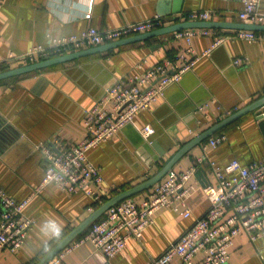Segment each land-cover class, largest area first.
<instances>
[{"label":"crops","instance_id":"crops-1","mask_svg":"<svg viewBox=\"0 0 264 264\" xmlns=\"http://www.w3.org/2000/svg\"><path fill=\"white\" fill-rule=\"evenodd\" d=\"M1 1L0 71L23 65L7 61L10 55L24 53L37 44L46 46L52 38L81 34L91 26L106 30L155 15L178 22L181 14L194 10L213 11L216 14L212 20L240 22L238 13L243 5L242 0ZM90 9L92 16L87 18ZM259 11L264 13V0H260ZM215 29L216 35L198 33L192 40L191 53L186 52L184 38L170 33L0 80V186L18 200L34 193L24 210L36 219L24 246L16 252H0V264L37 263L90 213L92 199L84 191L68 193L50 183L35 192L45 175L44 156L37 144L55 136L67 145L83 139L87 133L86 111L123 78L143 73L180 52L186 53L189 60L199 56L181 80L169 84L154 104L137 113L113 137L88 150V159L104 176L108 197L144 181L183 141L264 95V39L248 41L233 36L238 29ZM219 37L224 40L213 46ZM210 47L211 51L204 54ZM239 58L246 61L235 63ZM148 124L155 129L150 143L142 134ZM220 132L227 135L226 140L208 153L218 164L225 166L237 158L247 165L263 157L264 106ZM183 137L164 158L155 160L162 149L167 150ZM200 153L198 145L173 169H187ZM203 167L213 180L208 167ZM193 181L203 186L197 176ZM148 190L131 198L141 202ZM188 203L192 207L190 217L169 208L159 209L143 237L130 238L126 247L110 258L89 241L68 252L65 247L58 256L64 254L67 264H151L209 206L202 189L195 191ZM46 220L62 225L60 238L43 235L41 228ZM231 260L233 264H264V236L252 241L246 234L239 235Z\"/></svg>","mask_w":264,"mask_h":264},{"label":"built area","instance_id":"built-area-1","mask_svg":"<svg viewBox=\"0 0 264 264\" xmlns=\"http://www.w3.org/2000/svg\"><path fill=\"white\" fill-rule=\"evenodd\" d=\"M242 2L239 19L264 24V13L259 11L260 0ZM215 14L210 10H194L181 14L177 21L210 20ZM91 16L90 9L86 17ZM169 23H173L169 18L155 15L106 30L91 26L81 34L52 38L46 46L34 45L24 53L10 55L7 61L12 59L21 64L33 63L150 31ZM198 33L216 35L218 31L215 28H186L175 32V35L185 39L186 52L191 53L192 40ZM233 36L254 41L264 39V31L241 29L234 32ZM223 40L224 37H219L213 46ZM212 47L204 54L209 53ZM198 59L196 55L189 60L186 53L180 52L175 58H167L143 73L123 78L108 88L105 97L86 111L84 122L87 133L83 139L67 145L61 137L55 136L50 141L37 144L44 156L45 175L35 192L54 183L68 193L86 192L92 199L89 212L97 208L108 198V191L104 187L101 169L88 159V150L113 137L132 122L137 113L154 104L164 95L166 87L179 82ZM180 60L183 61L181 65ZM245 61L239 58L235 63ZM153 131L148 124L143 127L142 134L147 138ZM226 138L227 135L222 132L210 136L200 144L201 153L194 164L184 170L171 169L149 188L141 202L130 197L111 206L91 223L86 232L74 239L65 251H71L89 241L110 258L121 252L130 238L141 239L146 227L154 222V215L159 209L169 208L184 217H190L192 207L188 198L202 189L209 200L204 214L197 217L151 264H177L176 259L179 264H233L231 252L239 235L246 234L252 241L264 236V156L247 165L233 158L229 164L222 166L211 159L208 153ZM201 166H207L213 175V180L210 179L204 186L193 181ZM33 194L18 200L0 186V252L6 249L16 252L26 243L29 232L36 224V219L24 210ZM48 264L67 262L64 254H60Z\"/></svg>","mask_w":264,"mask_h":264},{"label":"water","instance_id":"water-1","mask_svg":"<svg viewBox=\"0 0 264 264\" xmlns=\"http://www.w3.org/2000/svg\"><path fill=\"white\" fill-rule=\"evenodd\" d=\"M186 28H231V29H246V30H255V31H264V24L258 23H249V22H229V21H221V20H183L178 22H173L166 24L162 27L138 33L135 35H131L128 37H124L121 39H117L111 42H107L104 44H99L95 46H90L84 49H80L77 51H73L70 53L62 54L59 56L51 57L48 59H43L40 61H36L33 63L23 64L17 67H13L10 69H6L0 71V80L22 75L30 72H39L42 69L51 67L53 65H57L60 63H64L66 61L86 57L88 55L101 53L103 51L113 50L117 47L132 43L148 40L153 37H159L165 34L175 33L182 29ZM264 106V95L258 97L248 105L238 109L232 114L226 116L223 119H219L217 122L209 126L208 128L198 132L196 135H193L190 139L183 141L185 137L180 140L174 142L172 145L168 147L167 150L159 153V156L155 158V160H161L160 158H164V155L172 150L177 144L179 145L181 141V145L173 151L172 154L162 163L161 167L150 177L145 179L144 181L129 187L125 190L119 191L112 196H109L103 203H101L97 208H95L92 212H90L80 223H78L74 228H72L67 234H65L37 263L35 264H48L52 259L55 258L65 247H67L74 239L83 234L87 228L101 217L106 210H108L111 206L119 203L120 201L130 198L146 189L151 188L155 183L161 180L173 167L175 164L187 153H189L196 146L200 145L203 141L208 139L210 136L215 133L223 130L226 126L231 123L237 121L240 117L245 114L256 110L257 108ZM155 130V129H154ZM147 143L151 142V136L146 138ZM196 176L200 179L201 184L204 186L210 182V177L207 174L206 169L201 166L196 171ZM206 176V181L202 178ZM205 181V182H204Z\"/></svg>","mask_w":264,"mask_h":264},{"label":"clouds","instance_id":"clouds-1","mask_svg":"<svg viewBox=\"0 0 264 264\" xmlns=\"http://www.w3.org/2000/svg\"><path fill=\"white\" fill-rule=\"evenodd\" d=\"M41 231L47 238L58 239L62 234V225L58 221L46 220Z\"/></svg>","mask_w":264,"mask_h":264},{"label":"trees","instance_id":"trees-1","mask_svg":"<svg viewBox=\"0 0 264 264\" xmlns=\"http://www.w3.org/2000/svg\"><path fill=\"white\" fill-rule=\"evenodd\" d=\"M217 133H220V131L219 132H217ZM217 133H215V134H217ZM207 140V139H206ZM117 192H119V191H117ZM116 191H115V193H117ZM86 232V231H85ZM62 238V237H61ZM60 240V239H59ZM46 254V253H45Z\"/></svg>","mask_w":264,"mask_h":264}]
</instances>
